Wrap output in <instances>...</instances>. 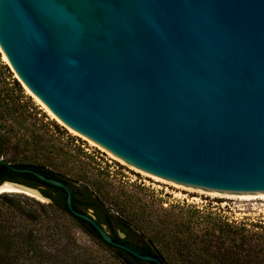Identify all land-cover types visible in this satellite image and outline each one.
Returning <instances> with one entry per match:
<instances>
[{
	"label": "water",
	"instance_id": "95a60500",
	"mask_svg": "<svg viewBox=\"0 0 264 264\" xmlns=\"http://www.w3.org/2000/svg\"><path fill=\"white\" fill-rule=\"evenodd\" d=\"M0 51L62 121L127 162L264 192V0H0ZM0 163L65 189L108 244L164 264L77 210L63 181Z\"/></svg>",
	"mask_w": 264,
	"mask_h": 264
},
{
	"label": "trees",
	"instance_id": "16d2710c",
	"mask_svg": "<svg viewBox=\"0 0 264 264\" xmlns=\"http://www.w3.org/2000/svg\"><path fill=\"white\" fill-rule=\"evenodd\" d=\"M22 96L24 88L14 77L0 51V157L5 154L7 142V137L2 134L5 120L16 121L26 111L20 100ZM11 164L33 168L63 181L72 190L73 205L77 210L87 213L85 209H93L100 224L110 230L119 226L128 236L131 234V221L119 211L117 214L111 212L105 205L102 193L93 190L89 184L80 188L44 165L20 161ZM5 179L40 187L42 193L52 201L45 203L8 192L0 193V264H98L99 256L93 254L98 248L80 245L85 251L91 250L88 254L77 248L79 243L72 232L74 227L90 235L100 250L110 252L122 264H157L143 261L105 242L89 222L70 212L65 189L47 183L34 174L15 172L0 163V183ZM185 214L181 213L174 224L176 229L171 230L173 233L170 237L177 244L175 256L167 250L168 241L163 236L169 225L166 217L162 219L160 227L162 236H151L143 244L135 245L116 233L111 235L142 254L158 256L164 264H264V224L244 221L231 223L218 213L200 209Z\"/></svg>",
	"mask_w": 264,
	"mask_h": 264
},
{
	"label": "rangeland",
	"instance_id": "374dc122",
	"mask_svg": "<svg viewBox=\"0 0 264 264\" xmlns=\"http://www.w3.org/2000/svg\"><path fill=\"white\" fill-rule=\"evenodd\" d=\"M2 57L9 65L3 53ZM10 68L24 88V96L20 100L26 111L16 121L5 120L2 134L7 137V142L5 154L0 158L9 163L20 161L44 165L80 188L89 184L93 190L102 193L105 205L111 212L117 214L119 211L131 221L132 232L129 236L119 226L110 230L105 225L110 233L128 238L135 245L143 244L151 236H162L160 227L162 219L166 217L169 220L166 231L169 233L165 231L163 236L168 241L167 250L175 256L177 244L170 235L173 233L171 230L176 229L174 224L182 212L191 214L193 209H200L218 213L231 223L244 221L264 224V198L214 195L171 180L157 179L153 173L144 172V169L127 162L62 121L26 88L13 68ZM8 193L49 203L23 191ZM85 210L95 216L93 209ZM72 232L79 243L76 246L79 251L87 254L91 252L85 251L80 245L98 248L93 251V254L99 256L98 264H122L110 252L100 250L95 240L79 227H74Z\"/></svg>",
	"mask_w": 264,
	"mask_h": 264
},
{
	"label": "bare ground",
	"instance_id": "6f19581e",
	"mask_svg": "<svg viewBox=\"0 0 264 264\" xmlns=\"http://www.w3.org/2000/svg\"><path fill=\"white\" fill-rule=\"evenodd\" d=\"M27 88V87H26ZM29 89V88H28ZM30 90V89H29ZM28 90V91H29ZM40 100V99H39ZM42 102V101H41ZM58 118V117H57ZM59 119V118H58ZM144 172H146L144 170ZM151 173V172H149ZM152 174V173H151ZM153 176H155L157 179H162V180H170V179H167V178H164L162 176H159V175H156V174H152ZM172 182H176L177 184H181L183 186H192V187H195L197 189H202L204 191H207V192H210L212 194H224L226 196H238V197H243V198H255V197H262L264 198V192H256V193H242V192H237V191H232V190H223V189H215V188H207V187H200V186H195V185H190V184H185V183H181V182H177V181H173L171 180ZM175 183V184H176ZM23 191V192H26V193H29V194H32V195H35V196H38L40 198H42L44 201L47 200V198L41 196L37 190L33 189V188H28L26 186H22V185H18V184H14L12 182H9V181H6L4 183H2L0 185V191ZM4 191V192H5ZM205 193V192H204ZM209 193V194H210ZM214 194V195H215ZM219 196V195H218ZM223 196V195H222Z\"/></svg>",
	"mask_w": 264,
	"mask_h": 264
},
{
	"label": "flooded vegetation",
	"instance_id": "af4514ba",
	"mask_svg": "<svg viewBox=\"0 0 264 264\" xmlns=\"http://www.w3.org/2000/svg\"><path fill=\"white\" fill-rule=\"evenodd\" d=\"M88 213V212H87Z\"/></svg>",
	"mask_w": 264,
	"mask_h": 264
}]
</instances>
